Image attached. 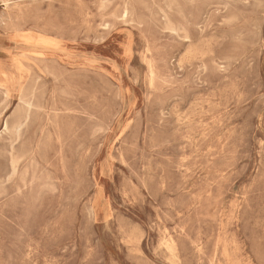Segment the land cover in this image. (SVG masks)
Segmentation results:
<instances>
[{"label": "rangeland", "instance_id": "rangeland-1", "mask_svg": "<svg viewBox=\"0 0 264 264\" xmlns=\"http://www.w3.org/2000/svg\"><path fill=\"white\" fill-rule=\"evenodd\" d=\"M263 14L0 0V264H264Z\"/></svg>", "mask_w": 264, "mask_h": 264}, {"label": "bare ground", "instance_id": "bare-ground-1", "mask_svg": "<svg viewBox=\"0 0 264 264\" xmlns=\"http://www.w3.org/2000/svg\"><path fill=\"white\" fill-rule=\"evenodd\" d=\"M241 1V0H240ZM5 6V5H4ZM264 15V14H263ZM211 22V21H210ZM25 41V40H24ZM26 42V41H25ZM20 44V43H19ZM36 45V44H35ZM21 46V45H20ZM30 46V45H29ZM37 46V45H36ZM42 47V46H41ZM48 48V47H47ZM50 48V47H49ZM63 53V51H62ZM199 54V53H198ZM12 57V56H11ZM18 68V67H17ZM16 71V70H15ZM18 74V73H17ZM199 76V75H198ZM202 76V75H201ZM20 96V95H19ZM195 144V143H194ZM200 146V145H199ZM102 171V170H101ZM100 190V189H99ZM106 214V213H105ZM106 216V215H105ZM106 219H107V216H106Z\"/></svg>", "mask_w": 264, "mask_h": 264}]
</instances>
